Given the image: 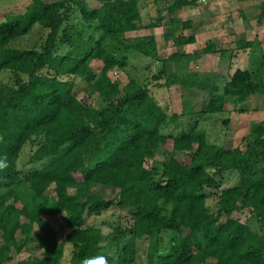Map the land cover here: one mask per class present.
<instances>
[{
	"label": "trees",
	"instance_id": "16d2710c",
	"mask_svg": "<svg viewBox=\"0 0 264 264\" xmlns=\"http://www.w3.org/2000/svg\"><path fill=\"white\" fill-rule=\"evenodd\" d=\"M98 1L92 8L86 0H32L0 24V160L7 165L0 168V191L7 190L0 264L34 244L42 257L17 264H65L69 247L70 264L109 253V264H264V122L243 139L245 149H226L198 122L169 133L181 116L156 96L173 86L199 90L209 96L202 116L224 114L228 98L238 108L264 95V57L257 70L238 69L223 86L211 74L163 69L154 88L135 79L121 88L111 72L128 69L132 54L156 59L157 45L126 37L141 29L140 0ZM186 7L194 8L177 0L169 12ZM191 28L178 22L173 29ZM31 36L37 41L24 47ZM195 43L194 35L175 40ZM253 46L241 40L237 50ZM205 53L220 50L209 43ZM94 61L103 65L98 73ZM77 79L101 104L81 99ZM28 145L31 167L20 168ZM228 174H237V185L224 187ZM25 186L32 195L23 199L18 188ZM96 187L117 194L106 200ZM113 210L121 217L108 234L88 225ZM59 216L69 230L64 239L45 219Z\"/></svg>",
	"mask_w": 264,
	"mask_h": 264
},
{
	"label": "rangeland",
	"instance_id": "374dc122",
	"mask_svg": "<svg viewBox=\"0 0 264 264\" xmlns=\"http://www.w3.org/2000/svg\"><path fill=\"white\" fill-rule=\"evenodd\" d=\"M46 2H53L57 0H45ZM90 7L99 8L101 3L98 0H86ZM243 1V0H240ZM32 0H2L0 2V24L6 22L11 15L23 14L31 5ZM256 9L255 14H247V17L256 15L263 11L264 7L260 6ZM250 4V3H249ZM248 5V4H247ZM262 5V4H261ZM240 7V6H239ZM241 7L240 9H242ZM144 15V26L152 23H157L160 20H165L164 24L169 20V15L166 10H162L160 14L154 7ZM244 9V8H243ZM193 10V9H192ZM241 11V10H240ZM245 11V10H244ZM237 6L224 10L215 20L212 27L218 30L220 44L218 48L220 53L206 54L205 49L207 42L213 36L211 34H203L205 26V14L202 10L190 11L183 14L182 18L187 21H192L194 28L192 31H187V37L193 36L196 43L193 45L178 46L175 44L174 35L169 32V28L160 26L158 29H145L142 23L139 24L141 29L137 33H128L126 37L130 40L136 38L146 37L148 41H153L159 47L158 56L156 59H147L132 54L129 67L126 70L115 69L111 72V78L117 82L121 88H124L131 79H135L141 85L153 86L156 81L154 77L160 71L165 69L169 74H211L223 86L229 74H234L238 69L257 70L264 57V24H251L242 19ZM253 12V9H252ZM255 20L259 18L255 16ZM262 17V14L260 18ZM263 19V18H261ZM162 23V22H161ZM162 23V24H163ZM207 27V26H206ZM209 28V27H208ZM236 33H240L237 35ZM171 35V36H169ZM218 35V33L216 34ZM239 37L235 38L234 36ZM176 36V35H175ZM246 37L254 43V46L248 50H237V43L241 40L240 37ZM215 40V39H214ZM37 41L35 36L29 37L23 42V46H32ZM217 45L216 41H213ZM216 42V43H215ZM222 51V52H221ZM175 53L185 55L181 59H173ZM224 53V54H221ZM93 69L98 73L101 71L103 65L101 62L94 61L92 63ZM76 83L79 87L78 91L81 99H85L91 105L101 104V99L97 96L89 98V92L86 91L87 84L81 79H77ZM154 88V86L152 87ZM156 96L165 108L169 109L171 114H178L181 116L179 125H171L168 132L171 134H178L182 130H189L195 122L199 123L201 129L206 130L208 139L211 143L225 147L226 149L246 148L243 144V139L249 135L260 123L264 122V95L252 96L244 105L235 108V99L228 98L227 111L224 114L215 116H202L205 111L209 96L199 90L187 89L182 86H173L162 93H156ZM34 146L28 145L22 154L20 160V168L31 167L29 160L33 153ZM156 166V163L151 162L148 167ZM238 184L237 174H228L225 176L224 187H233ZM7 190H1L0 196L4 195ZM18 192L23 199L32 195L28 187L18 188ZM95 194L103 196L106 200L113 199L117 191L104 187H96L93 191ZM50 193V192H49ZM18 207H22L21 203H17ZM166 213H169V207H165ZM121 217L120 210H113L107 212L99 217H92L88 220V225L101 227L105 234L111 231V227L115 226ZM51 226L58 231L61 238L64 239L69 230L65 226L63 216L56 218H45ZM38 228L36 227V234ZM169 244V243H168ZM72 250L69 247L65 255V264H70ZM42 257V251L39 250L38 245L34 244L26 249L21 255H14V261L11 264H17L19 261L26 260L29 257Z\"/></svg>",
	"mask_w": 264,
	"mask_h": 264
},
{
	"label": "crops",
	"instance_id": "0c3cea01",
	"mask_svg": "<svg viewBox=\"0 0 264 264\" xmlns=\"http://www.w3.org/2000/svg\"><path fill=\"white\" fill-rule=\"evenodd\" d=\"M175 1H177V0H140L139 2H140V12H141V17H142V22H143V19H144V15L151 10L150 8L154 7L155 9H157L159 14H160V12H162L163 9L166 10L168 8L167 12H168V15H169L170 18L165 24L163 23V22H165V20L164 21L162 20L163 24H161V26L164 25L162 27L165 28L167 26L169 28V32L172 35V36L171 35H169V36L173 37V35H174V37H175L174 40L178 39L179 37L188 38L187 35L183 34V33H186L187 31L191 32L192 29L194 28V24L192 23V21H187L186 22V20L183 19L182 16H183V14H187L189 12V10L190 11L202 10V11H204V13H206L205 14V17H206L205 26L203 28L204 29V31H203L204 33L203 34L204 35L205 34H211V36L213 34V36L209 39L210 41H208L207 44L214 43L213 41H216L217 45L220 44V40H221V39H219V34L220 33L218 32V30L214 29L212 27V25L215 23V20L218 18V16L224 10H228L229 8H235L237 6V9L239 10L238 13L240 14L242 19H245L246 22H250L251 24L255 23L257 25L264 24V12L263 11L258 12L256 15H252L250 17H247V15H246V13L247 14L248 13L249 14H253V13L255 14L256 9L259 8L258 0H243V1H240V0H223V1L219 2V3L212 4V5L208 6V7H201V8L186 7V8H183V9H181V10L175 12V13H170L169 12V8L174 4ZM260 6L264 7V0H260ZM241 7H243L244 9L243 8L240 9ZM252 9H253V12H252ZM261 14H262L261 18H263V19L260 18ZM255 16H258L259 18H257V20H255V18H256ZM178 22H181V23H192V28L191 29H186V30L180 31V32H174L173 28ZM142 26H144L143 23H142ZM153 29H156V28H153ZM157 29H158V27H157ZM137 32H139V30L136 31V32H133V33H137ZM217 33H218V35H216ZM236 34L239 35L240 33H236ZM234 37L239 39V37H237L236 35ZM141 38H146V37H141ZM240 38H241V40L251 41V40H248V38H246L244 36H242ZM185 46H189V45H185ZM185 46H182V48L185 47ZM157 49L159 50L158 46H157ZM175 54H178V53H175Z\"/></svg>",
	"mask_w": 264,
	"mask_h": 264
},
{
	"label": "clouds",
	"instance_id": "9594fccd",
	"mask_svg": "<svg viewBox=\"0 0 264 264\" xmlns=\"http://www.w3.org/2000/svg\"><path fill=\"white\" fill-rule=\"evenodd\" d=\"M6 158L5 160H0V168L6 167ZM112 255L109 254H99L94 256L85 257L81 264H109L108 256Z\"/></svg>",
	"mask_w": 264,
	"mask_h": 264
},
{
	"label": "built area",
	"instance_id": "2783aa9c",
	"mask_svg": "<svg viewBox=\"0 0 264 264\" xmlns=\"http://www.w3.org/2000/svg\"><path fill=\"white\" fill-rule=\"evenodd\" d=\"M182 1L193 5L194 7L201 8V7H208L212 4L219 3L223 0H182Z\"/></svg>",
	"mask_w": 264,
	"mask_h": 264
}]
</instances>
